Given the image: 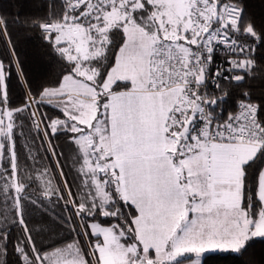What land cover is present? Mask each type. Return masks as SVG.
Returning <instances> with one entry per match:
<instances>
[{
	"label": "snow or ice",
	"instance_id": "1",
	"mask_svg": "<svg viewBox=\"0 0 264 264\" xmlns=\"http://www.w3.org/2000/svg\"><path fill=\"white\" fill-rule=\"evenodd\" d=\"M14 7L0 12L9 52L0 59V264L10 247L16 264H202L205 253L239 254L264 239V100L223 86L252 75L264 49V18L246 0ZM10 23L38 33L59 65L55 78L28 79ZM61 135L75 192L66 179L42 182L49 156L64 176L52 143ZM19 139L31 140L23 159ZM54 201L76 238L44 250L33 234L44 229L25 216L29 207L47 214Z\"/></svg>",
	"mask_w": 264,
	"mask_h": 264
},
{
	"label": "trees",
	"instance_id": "2",
	"mask_svg": "<svg viewBox=\"0 0 264 264\" xmlns=\"http://www.w3.org/2000/svg\"><path fill=\"white\" fill-rule=\"evenodd\" d=\"M26 5L25 11H33L28 6L42 4L43 0H22ZM249 11L256 15L258 19L264 18V0H246ZM17 0H0V12L15 13L17 8L14 5ZM9 32L13 44L16 47L17 55L23 65L25 75L35 85L36 83L45 80L53 79L59 73V65L48 56L47 49L39 39V35L35 31H29L18 24H9ZM264 49H257L256 52V68L252 75L246 77L239 85L235 83H224V87L237 95L241 91H249L255 101L264 100ZM9 58L8 46L5 38L0 36V59L7 60ZM15 72V70H13ZM9 88L14 103L19 104L25 98L24 88L17 81L15 74L9 82ZM41 112H47L48 115L54 114V109L44 106L40 109ZM27 134V128H25ZM25 143H31V140L19 139L17 141V151L21 153L23 159L27 149L21 147ZM36 145H39V140H36ZM52 143L57 145V153H63L59 157L60 163L63 166L64 176H60V170L56 167V160L52 157L45 159L44 163L51 168V174L46 175L42 182L51 180L53 185H63L66 179L71 185L73 192L76 191V185L80 182L76 178V173L72 167L70 153L68 154V142L63 135L54 138ZM35 150V149H33ZM43 153V148L40 149ZM71 152V151H70ZM3 210V205L0 204V211ZM68 215L63 207V202L59 204L53 202L47 214L40 210L29 207L25 219L29 227L33 229H41L38 235L34 232V237L37 241V247L47 250L52 246H62L65 243H70L76 238L75 233L71 232L67 226H62L58 220L59 216ZM3 217L0 216V219ZM19 229H13V235H17ZM9 264H16V256L12 254L11 247L9 248ZM202 264H264V239L255 238L250 241L248 247L242 253L232 252H213L207 253L202 258Z\"/></svg>",
	"mask_w": 264,
	"mask_h": 264
},
{
	"label": "rangeland",
	"instance_id": "3",
	"mask_svg": "<svg viewBox=\"0 0 264 264\" xmlns=\"http://www.w3.org/2000/svg\"><path fill=\"white\" fill-rule=\"evenodd\" d=\"M68 146H69L70 149H68V152L67 153L68 154L70 153V157H71L72 156V145L68 144ZM202 258H203V256L201 257V261H202Z\"/></svg>",
	"mask_w": 264,
	"mask_h": 264
},
{
	"label": "built area",
	"instance_id": "4",
	"mask_svg": "<svg viewBox=\"0 0 264 264\" xmlns=\"http://www.w3.org/2000/svg\"><path fill=\"white\" fill-rule=\"evenodd\" d=\"M221 59H223V57L222 56H218L217 58H216V61L215 62H219ZM214 62V63H215ZM210 90H211V87H210Z\"/></svg>",
	"mask_w": 264,
	"mask_h": 264
},
{
	"label": "crops",
	"instance_id": "5",
	"mask_svg": "<svg viewBox=\"0 0 264 264\" xmlns=\"http://www.w3.org/2000/svg\"><path fill=\"white\" fill-rule=\"evenodd\" d=\"M205 254H207V253H205ZM205 254H204V255H205ZM204 255H203V256H204ZM193 258H194V257H193ZM186 264H187V262H186Z\"/></svg>",
	"mask_w": 264,
	"mask_h": 264
}]
</instances>
